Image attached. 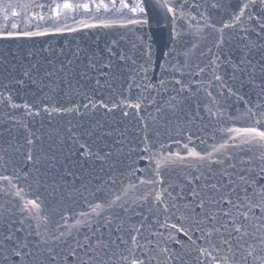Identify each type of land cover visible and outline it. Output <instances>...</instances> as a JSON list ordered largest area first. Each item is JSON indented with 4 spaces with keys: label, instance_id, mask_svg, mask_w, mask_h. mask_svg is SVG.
Segmentation results:
<instances>
[{
    "label": "water",
    "instance_id": "95a60500",
    "mask_svg": "<svg viewBox=\"0 0 264 264\" xmlns=\"http://www.w3.org/2000/svg\"><path fill=\"white\" fill-rule=\"evenodd\" d=\"M63 2L0 0V239L11 233L20 252L0 253V264H9L4 255L11 264H42L47 247L58 254L56 264H73L69 245L90 231L85 221L95 229L112 217L111 229L121 221L125 229L143 225L139 240L154 250L151 264H213L230 255L226 247L197 253L208 245L181 218L186 200L177 193H186L192 176L219 175L218 159L227 171L264 183V148L229 131L264 119V0H143V14L130 11L141 0H124L128 8L120 11L92 6L57 17ZM136 103L139 109L129 106ZM190 150L211 156L198 160ZM164 189L175 201L166 193L164 203L155 199ZM31 200L38 214L22 211ZM171 203L180 210L165 212ZM100 231L107 237L109 227ZM165 247L177 258L166 259Z\"/></svg>",
    "mask_w": 264,
    "mask_h": 264
},
{
    "label": "snow or ice",
    "instance_id": "6c2138e0",
    "mask_svg": "<svg viewBox=\"0 0 264 264\" xmlns=\"http://www.w3.org/2000/svg\"><path fill=\"white\" fill-rule=\"evenodd\" d=\"M92 6L97 10L103 9L105 11H120L128 8V4L125 3L124 0H120L119 9L117 8V0H108L107 3L105 0H99V2H97V0H91V4L88 2L72 3L69 2V0H65L62 4L56 5L55 15L58 17L61 10L83 9L85 11H90ZM244 7H247V5H244ZM167 10L169 12L174 11L171 7H168ZM130 11L143 14L145 12L143 0L137 3L135 7H132ZM242 11L243 9H241V12ZM41 19H43V17H41ZM237 19H239V17H237ZM128 23L146 24L147 20H130ZM12 27L15 28L16 25H12ZM85 27H90V25H85ZM224 27H228V25H224ZM64 30L75 31L74 29L67 28ZM46 34L47 33L44 32H23L18 35L31 36ZM8 35L11 36L13 33H8ZM121 59H123V57H121ZM25 75H28V73H25ZM219 78L218 76L216 77V79ZM177 83H180V81H177ZM97 84H99V81H97ZM100 103L102 107L108 108L107 104H104L102 101ZM121 103H127V100L125 99L121 101ZM92 106L95 107L96 105L93 103ZM115 106L117 105H114V107ZM129 106L139 109L141 105L136 103ZM14 107H16V105H14ZM25 107H28V105H25ZM84 107H88V105L86 104ZM56 110L59 111L60 109ZM63 110L71 111L72 109ZM157 110L159 111V109ZM109 111H111V109H109ZM127 114V112L124 113V115ZM145 127H147V125H145ZM229 131L235 132L237 137H242L243 144H255L264 148V119L255 120L252 126L229 129ZM108 135H111V133H108ZM145 139H147V137H145ZM29 143H31V141H29ZM81 147H83V145ZM223 147L224 146L221 145V148ZM185 148H187V145H185ZM145 151H148L147 147ZM215 151H219V149H215ZM188 155L198 160H204L211 156L210 153L207 157L201 156L194 150H190ZM28 159L31 160L32 157L29 155ZM176 159L183 160L179 154H176ZM261 159H264V153H262ZM214 163L221 165L219 175L214 173L212 176H206L204 173H200V175L192 176L191 179L188 180V184L182 188V192L184 189H187L186 193L184 195L177 193V196H181L182 200H186L183 204V209L187 211L188 215L185 216L182 213L181 218L191 220V231L201 233L198 239L205 241L208 245V247L198 246L195 250L198 254L210 256L211 252H209V248L219 253L222 247H226L230 255L214 257L213 264H248L249 258H251L252 264H264V183H260L251 175L247 177L244 175L237 176L236 173L227 171V169L223 167L225 163L224 160L218 159L214 161ZM157 167H160L159 163ZM235 167V164L228 165V168L235 169ZM208 171H212L211 164L209 165ZM261 172L264 173V168L261 169ZM233 176H236V179H233ZM225 177L228 178L227 182H225ZM4 179L7 178L5 177ZM186 179L188 178L186 177ZM237 180L244 185L243 188L240 187ZM141 183H156V181H141ZM165 193L175 201L172 192L167 189H164L162 192H157L155 194V199L164 203L162 196ZM239 193H243V195ZM17 195H20V193L18 192ZM187 196H190L191 199H186ZM119 199V197H116V200ZM103 203L102 201L101 204H96L95 206L90 205V207L92 211H96V209L103 207ZM114 204L115 201L108 202L109 207H112ZM120 206L123 207V205ZM169 207L177 211L180 210L176 203H171L164 208V211L167 212ZM39 209L40 204L36 200H31L24 204L22 211L28 210L29 212H36L38 214ZM125 211H127V209H125ZM257 211L259 215H257ZM81 215L86 216L87 213H81ZM44 219L47 218L45 217ZM112 219H115V217L106 219L103 225L95 229H91V226L85 221L90 231L84 234L82 239L76 238L74 240V247L69 245L67 255L73 258V264H114L115 259H118L122 264H145L146 261L147 264H151V262L156 259L155 255L150 254L154 250L140 243L139 237H142V224L139 227L136 224H130L129 228L125 229L124 223L121 221L115 229H111L110 225L112 224ZM100 227H109L107 237L100 231ZM171 227L175 229L176 225L173 224ZM113 231L116 233L115 237H113ZM178 231H184V229L181 228L178 229ZM184 234L188 236L187 231H184ZM36 235L39 236L40 233L37 232ZM63 235L64 233H61L60 236H54L53 239L60 240ZM153 235L156 234L154 233ZM213 235L216 236L218 242H213ZM188 238L191 244H196V241L192 240L191 236ZM41 242L45 245L48 243L43 237H41ZM145 243L151 245L152 241L146 240ZM177 243H179V241H177ZM14 244L18 245L19 241L13 242L11 233L4 236L0 239V253L10 252L12 255L19 256L20 252L15 250ZM20 247H26V244L20 245ZM156 247L159 248V244H157ZM41 251L47 253L42 264H56L58 254L53 255V248L47 247L43 248ZM138 251L143 255V258L137 255ZM159 252L167 254L165 258L168 260L177 258L169 254V249L167 247L159 249ZM237 253H240L239 260L236 259ZM60 259L63 260V257ZM197 259H199V255ZM3 260L11 264L8 255H4Z\"/></svg>",
    "mask_w": 264,
    "mask_h": 264
}]
</instances>
